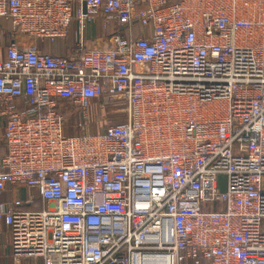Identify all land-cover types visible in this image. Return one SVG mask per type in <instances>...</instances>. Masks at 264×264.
Here are the masks:
<instances>
[{"label":"built area","instance_id":"2783aa9c","mask_svg":"<svg viewBox=\"0 0 264 264\" xmlns=\"http://www.w3.org/2000/svg\"><path fill=\"white\" fill-rule=\"evenodd\" d=\"M3 22L7 264H264V0H0ZM73 24L71 56L42 52Z\"/></svg>","mask_w":264,"mask_h":264},{"label":"crops","instance_id":"0c3cea01","mask_svg":"<svg viewBox=\"0 0 264 264\" xmlns=\"http://www.w3.org/2000/svg\"><path fill=\"white\" fill-rule=\"evenodd\" d=\"M2 29L4 30L2 32ZM11 25L8 22H3L2 26H0V57H4V52L7 44V36H11ZM73 39L75 41V28H73ZM88 34H91L90 31H88ZM11 39V37H10ZM45 50L48 51L47 53L50 55H66L65 51L63 50V44L56 43L53 45H46ZM41 205L40 203H38ZM10 249L7 246V243L5 242V238L0 236V264H7V257L9 256Z\"/></svg>","mask_w":264,"mask_h":264},{"label":"rangeland","instance_id":"374dc122","mask_svg":"<svg viewBox=\"0 0 264 264\" xmlns=\"http://www.w3.org/2000/svg\"><path fill=\"white\" fill-rule=\"evenodd\" d=\"M72 28H75V24L72 25ZM100 36H108L107 34H100ZM91 121L94 122V115L91 116ZM125 118H124V115H112V116H109L108 117V120L110 123H114V122H121L123 121ZM96 120V119H95ZM79 122V118L77 117V119L75 120L74 122V125L72 123H67V134L68 135H74L76 132L74 130V127L76 126V124H78ZM105 127H100L98 125H96L95 123H93V126L89 127L87 129V133L89 134H94V133H101L103 130H104ZM225 182H226V176L225 175H221L219 177V183H220V187L221 190H223L225 188ZM17 192V195L18 197H21V198H25L27 195V191L26 189L24 188H19V190L16 191ZM44 208V205H39L38 203H36L33 207V209H37V210H42Z\"/></svg>","mask_w":264,"mask_h":264},{"label":"trees","instance_id":"16d2710c","mask_svg":"<svg viewBox=\"0 0 264 264\" xmlns=\"http://www.w3.org/2000/svg\"><path fill=\"white\" fill-rule=\"evenodd\" d=\"M72 31H73V28L71 26L70 29H69L68 35H67V37L64 40H58V41H55L53 43H50V42H42L40 44V49L42 50L43 53L48 54L47 53L48 51L45 50V46L46 45H48V44L49 45H53V44H56V43H61V44H63V50L65 51L66 55L62 56V54H61V55H51V56H55V57H58V56L69 57V56H71L74 53L73 50H74V43H75V41L73 39V32ZM141 31H142V29L141 28H138L136 33L138 34ZM113 32L114 31H112V33ZM102 34L110 35L111 34V30L108 31V32H103ZM10 40H11L10 37L7 36V41L8 42H7L6 46L8 45V43L10 42Z\"/></svg>","mask_w":264,"mask_h":264}]
</instances>
